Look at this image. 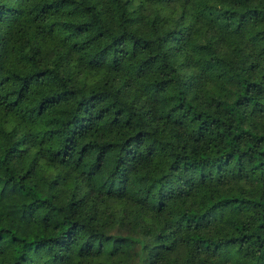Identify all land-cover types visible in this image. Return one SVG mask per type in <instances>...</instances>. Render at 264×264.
Returning a JSON list of instances; mask_svg holds the SVG:
<instances>
[{"label":"trees","instance_id":"obj_1","mask_svg":"<svg viewBox=\"0 0 264 264\" xmlns=\"http://www.w3.org/2000/svg\"><path fill=\"white\" fill-rule=\"evenodd\" d=\"M0 264H264V0H0Z\"/></svg>","mask_w":264,"mask_h":264}]
</instances>
